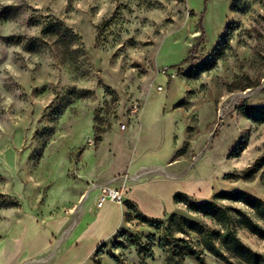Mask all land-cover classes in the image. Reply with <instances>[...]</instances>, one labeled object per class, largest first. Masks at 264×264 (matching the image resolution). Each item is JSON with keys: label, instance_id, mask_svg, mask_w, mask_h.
<instances>
[{"label": "rangeland", "instance_id": "rangeland-1", "mask_svg": "<svg viewBox=\"0 0 264 264\" xmlns=\"http://www.w3.org/2000/svg\"><path fill=\"white\" fill-rule=\"evenodd\" d=\"M1 15L0 240L68 213L92 182L161 164L216 181L185 202L227 208L264 259V217L242 201L264 203V0H0ZM134 209L85 264H168L161 240L180 264H201L192 248L241 264L176 231L173 214L222 229L186 203L160 219Z\"/></svg>", "mask_w": 264, "mask_h": 264}, {"label": "crops", "instance_id": "crops-1", "mask_svg": "<svg viewBox=\"0 0 264 264\" xmlns=\"http://www.w3.org/2000/svg\"><path fill=\"white\" fill-rule=\"evenodd\" d=\"M165 167L172 173L179 174L168 166ZM188 170L189 168L184 171L182 178L146 180L132 186L125 193L126 204L106 202L102 208H97L96 203L90 201L55 257L48 262L34 264H85L119 229L128 212L127 203L149 218L160 219L178 212L180 203L175 200L178 193L210 197L216 181L208 178L184 179L185 174L189 173ZM179 176L181 177V173ZM72 218L71 210L66 214L44 219L36 216L34 219L24 218L22 222L12 226L0 240V243L5 242L2 264H22L27 260L45 257L52 251L56 239ZM30 227L34 231L27 240L25 234Z\"/></svg>", "mask_w": 264, "mask_h": 264}, {"label": "trees", "instance_id": "trees-1", "mask_svg": "<svg viewBox=\"0 0 264 264\" xmlns=\"http://www.w3.org/2000/svg\"><path fill=\"white\" fill-rule=\"evenodd\" d=\"M0 17H2V15ZM5 19L8 20L9 17H6ZM186 196L187 195L185 194L178 193L175 200L178 203H186L188 207L191 208V210L203 213L207 216H211L213 219L220 222V226L222 227V229L205 230V228L199 223L192 221L186 217H178L177 215L173 214L169 219L170 222L178 224V228L176 230L177 232L184 233L185 224L187 227V232L193 231L203 236L201 245L217 258L227 261H229V259H236L241 264H264L263 257L248 249L236 236L235 231L231 229L232 217L231 215H229L227 208H222L216 203L212 202H207L202 205L196 203H187L185 202ZM242 201L247 203V205L256 210L259 215L264 217V203L261 200L256 199L251 195L243 194ZM127 204L129 212L135 210L134 206H131L130 203ZM242 217L243 219L241 222L251 232L255 234L263 233V229L250 221V219L246 215L243 214ZM179 240L186 242V239ZM167 245L168 244H165L164 240H161L159 243V246L167 253L168 264H180L177 260L178 247L175 245L166 247ZM145 250H147L146 254H148L149 256H153V251L147 248L146 245L140 247L139 253H143ZM187 255L194 256L201 264H206L202 253L196 248L190 249Z\"/></svg>", "mask_w": 264, "mask_h": 264}, {"label": "built area", "instance_id": "built-area-1", "mask_svg": "<svg viewBox=\"0 0 264 264\" xmlns=\"http://www.w3.org/2000/svg\"><path fill=\"white\" fill-rule=\"evenodd\" d=\"M136 109H138L136 107ZM157 178L177 179L179 175L172 173L167 167L162 165L141 166L134 172H125L112 177L109 180L92 182L88 185L78 203L71 209L73 218L69 225L62 231L61 235L55 241L52 251L43 258L31 259L25 261V264H34L39 262H48L53 259L58 250L69 236L72 230L79 222L85 206L89 201H94L97 208H102L106 202H115L118 204H126L125 193L132 186L146 180Z\"/></svg>", "mask_w": 264, "mask_h": 264}, {"label": "bare ground", "instance_id": "bare-ground-1", "mask_svg": "<svg viewBox=\"0 0 264 264\" xmlns=\"http://www.w3.org/2000/svg\"><path fill=\"white\" fill-rule=\"evenodd\" d=\"M198 160H199V159H198ZM198 160H197V161H198ZM179 180H180V179H179Z\"/></svg>", "mask_w": 264, "mask_h": 264}]
</instances>
